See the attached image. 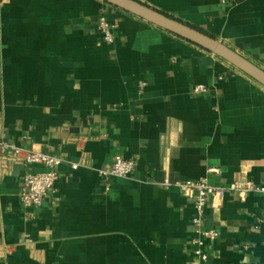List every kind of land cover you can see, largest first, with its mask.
<instances>
[{"label": "crops", "instance_id": "1", "mask_svg": "<svg viewBox=\"0 0 264 264\" xmlns=\"http://www.w3.org/2000/svg\"><path fill=\"white\" fill-rule=\"evenodd\" d=\"M137 1L264 70V0ZM1 142L63 161L29 209L24 169H0V264H195L194 205L177 183L264 186V84L103 0H0ZM118 155L134 172L103 180ZM204 224L218 232L207 264H264V193L210 197Z\"/></svg>", "mask_w": 264, "mask_h": 264}, {"label": "built area", "instance_id": "2", "mask_svg": "<svg viewBox=\"0 0 264 264\" xmlns=\"http://www.w3.org/2000/svg\"><path fill=\"white\" fill-rule=\"evenodd\" d=\"M97 29L105 42L115 40V25L111 24L105 15H100ZM141 87L144 83H140ZM208 86L197 84L192 88L195 94L208 92ZM0 169L3 173H9L14 167L24 169L22 182L19 190L20 201L25 209L42 204L49 192L54 189L58 178V167L62 158L44 150L29 149L13 143L1 142ZM42 166L43 170L33 171V166ZM79 164H72L77 168ZM136 159L132 157L116 156L113 163L99 170L103 180L108 181L114 178H127L135 170ZM219 172V169H216ZM184 196L190 198L194 205L195 214L192 222L195 227L193 238L194 248L192 254L195 264H207L209 254L207 244L218 236L215 228H208L204 224L206 209L210 197L223 194L226 189L248 193L257 191L264 193V186L256 185L252 181H235L228 188L210 183L206 178L182 180L177 183Z\"/></svg>", "mask_w": 264, "mask_h": 264}, {"label": "water", "instance_id": "3", "mask_svg": "<svg viewBox=\"0 0 264 264\" xmlns=\"http://www.w3.org/2000/svg\"><path fill=\"white\" fill-rule=\"evenodd\" d=\"M124 11L141 17L169 32H172L198 46L209 50L233 63L252 77L264 84V70L248 61L237 52L227 47L218 39L186 25L156 9H153L137 0H103Z\"/></svg>", "mask_w": 264, "mask_h": 264}]
</instances>
